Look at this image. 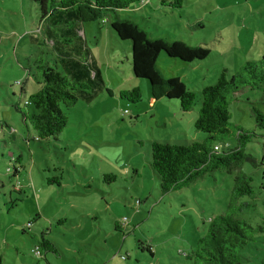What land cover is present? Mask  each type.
<instances>
[{
	"label": "rangeland",
	"instance_id": "1",
	"mask_svg": "<svg viewBox=\"0 0 264 264\" xmlns=\"http://www.w3.org/2000/svg\"><path fill=\"white\" fill-rule=\"evenodd\" d=\"M162 1L145 0L122 16L152 36L211 52L190 64L159 61L166 78H179L197 92L193 111L183 113L177 100H153L148 82L133 76L132 43L120 40L106 22L86 23L81 35L105 85L96 84L93 101L80 98L66 111L69 125L61 136L38 142L16 107L31 109L25 104L39 86L28 69L36 72L40 49L52 65L56 54L52 43L43 44L37 4L0 0V253L6 264H189L211 221L226 214L236 174L216 171L163 195L151 145L206 139L195 129L200 92L216 84L224 68L234 74L259 60L264 0H187L177 10ZM134 87L143 92L140 104L119 98L121 90ZM254 108L264 112L262 94L244 90L231 106L232 123L258 134L248 151L262 161L264 132ZM262 165L242 168L253 178L255 195L242 200L253 207L237 218L253 227H264ZM43 235L57 244L59 256L44 249L43 257L37 254ZM241 256L243 264H263L264 239L257 236Z\"/></svg>",
	"mask_w": 264,
	"mask_h": 264
},
{
	"label": "trees",
	"instance_id": "2",
	"mask_svg": "<svg viewBox=\"0 0 264 264\" xmlns=\"http://www.w3.org/2000/svg\"><path fill=\"white\" fill-rule=\"evenodd\" d=\"M30 1L38 5L46 39L43 44L48 48L52 43L51 51L56 54L52 65L45 50L40 49V56L34 63L36 72L28 69L39 86L25 104L31 109L16 107L27 129L35 132L34 140L40 142L61 136L69 125L66 111L73 109L80 98L86 101L93 99L96 84H100L97 87L105 85L99 62L81 35L86 23L106 22L120 40L132 43L133 76L148 82L153 100H177L183 113L193 111L197 92L188 90L179 78H166L159 61L164 58L168 62L190 64L206 60L211 52L184 40L152 36L134 18L122 16L123 12L137 8L145 0ZM186 2L164 0L161 3L177 10ZM25 87L23 85L21 89L23 94ZM247 89L260 92L264 103V44L259 60L247 61L234 74L224 68L216 84L201 90V108L195 129L207 136L205 140L181 146L153 141L151 145L152 168L161 182L163 195L189 187L216 171L236 174L226 214L211 221L207 234L197 242L189 264H243L241 252L255 242L257 236L264 239V227H253L237 218L238 213L253 207L242 200L253 199L255 195L253 178L243 173L242 168L245 164L258 168L264 163L248 151V146L259 137L258 134L232 123L231 106L236 97ZM119 98L137 105L144 96L140 87H134L121 90ZM253 113L257 128L264 132V112L254 108ZM42 249L47 254L59 256L60 253L57 244L46 239V235L36 249L40 257H43ZM0 264H6L1 253Z\"/></svg>",
	"mask_w": 264,
	"mask_h": 264
},
{
	"label": "built area",
	"instance_id": "3",
	"mask_svg": "<svg viewBox=\"0 0 264 264\" xmlns=\"http://www.w3.org/2000/svg\"><path fill=\"white\" fill-rule=\"evenodd\" d=\"M144 4V3H143ZM17 86H20V87H22L23 86V83H21V82H19V83H17ZM129 112H125V114H128ZM215 150H219V148L218 147H216V149ZM38 254V253H37ZM39 255V254H38Z\"/></svg>",
	"mask_w": 264,
	"mask_h": 264
},
{
	"label": "crops",
	"instance_id": "4",
	"mask_svg": "<svg viewBox=\"0 0 264 264\" xmlns=\"http://www.w3.org/2000/svg\"><path fill=\"white\" fill-rule=\"evenodd\" d=\"M99 88V87H98ZM100 89V88H99ZM94 100V98L93 99H91L89 102H91V101H93Z\"/></svg>",
	"mask_w": 264,
	"mask_h": 264
}]
</instances>
